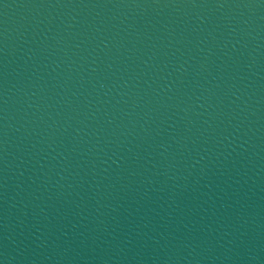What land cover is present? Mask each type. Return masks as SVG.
<instances>
[{
  "label": "water",
  "instance_id": "water-1",
  "mask_svg": "<svg viewBox=\"0 0 264 264\" xmlns=\"http://www.w3.org/2000/svg\"><path fill=\"white\" fill-rule=\"evenodd\" d=\"M0 264H264V0H0Z\"/></svg>",
  "mask_w": 264,
  "mask_h": 264
}]
</instances>
